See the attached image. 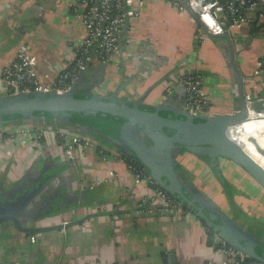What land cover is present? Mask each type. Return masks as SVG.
<instances>
[{"label":"crops","instance_id":"0c3cea01","mask_svg":"<svg viewBox=\"0 0 264 264\" xmlns=\"http://www.w3.org/2000/svg\"><path fill=\"white\" fill-rule=\"evenodd\" d=\"M129 27L131 33H123V62L105 65L93 59L79 80L81 93L104 91L147 106L166 102L187 109L181 79L200 75L214 116L235 113L247 94L264 96V70L255 73L264 58V23H244L228 31L242 84L231 63L229 40L200 29L186 9L146 0ZM84 35L83 19L68 0H0V95L4 69L23 43L32 46L41 77L53 81L74 58ZM171 80L175 84L168 91ZM24 125H7L17 132L0 144V208L25 199V210L33 215H19L20 225L0 218V264H173L171 255L176 264L223 260L217 240L195 214L153 216L139 209V196L153 191L136 181L131 164L110 144L104 145V139L95 137L98 147L77 151L72 160L59 142L37 150L33 138L19 132ZM177 159L196 191L264 243V188L256 180L241 166L230 167L241 186L231 193V202L205 159L189 152ZM195 169L211 178H195ZM249 187L251 203L245 201L249 195L244 189Z\"/></svg>","mask_w":264,"mask_h":264},{"label":"water","instance_id":"95a60500","mask_svg":"<svg viewBox=\"0 0 264 264\" xmlns=\"http://www.w3.org/2000/svg\"><path fill=\"white\" fill-rule=\"evenodd\" d=\"M183 3L202 25L188 7L187 0ZM205 31L213 37L229 40L231 63L242 84L230 33ZM259 105L256 103V106ZM152 107L150 109L141 100L122 99L116 93L89 90L81 93L78 81L72 90L64 93L33 91L0 95V127L16 123L45 125L44 119L51 118L82 128L75 131L101 137L128 163L148 170L162 187L179 197L180 203L221 239L264 264V243L196 191L177 159L182 151L205 159L224 186L228 180L220 160L228 159L241 166L264 188V167L244 150L241 142L229 136L231 129L247 123L245 98H242V105L235 113L219 116L194 115L185 108L173 107L166 102ZM26 201L23 199L0 208V218H11L20 225L19 215H33L32 211L25 210ZM171 257L172 263L176 264L175 256Z\"/></svg>","mask_w":264,"mask_h":264},{"label":"built area","instance_id":"2783aa9c","mask_svg":"<svg viewBox=\"0 0 264 264\" xmlns=\"http://www.w3.org/2000/svg\"><path fill=\"white\" fill-rule=\"evenodd\" d=\"M146 0H68L69 7L83 19L85 35L76 46L74 58L53 81L41 77L38 71V58L29 43H23L16 53L15 60L3 72V93L47 92L64 93L70 91L78 83L82 73L93 59L105 65L123 62V33H131V22L138 18ZM163 1V0H161ZM186 9L179 0H164ZM188 7L198 16L202 25L200 29L221 34L230 31L244 23L259 26L264 23V0H187ZM252 13L256 14V18ZM128 29H130L128 31ZM128 31V32H127ZM129 49V48H128ZM255 73L264 70V58ZM181 82L187 89V110L194 115H211V101L201 88L200 75H186ZM168 91L175 84L169 83ZM247 105V121L264 120V96H245ZM259 103V106H256ZM15 130L7 126L0 127V144L8 141ZM20 133H26L33 138L37 150L44 144L59 142L68 159H74L77 151L95 150L98 142L95 138L77 131L69 132L57 125H35L26 123ZM102 149V148H101ZM103 150V149H102ZM106 155L105 150L102 151ZM106 158V157H105ZM136 181L151 187V195L139 196L138 207L153 214L165 217H177L188 213L181 203L173 198L149 173L137 165H130ZM85 229V225H81ZM214 239L224 252V258L219 264H263L255 259L248 260L247 254L221 239L216 233ZM251 258V257H250Z\"/></svg>","mask_w":264,"mask_h":264},{"label":"bare ground","instance_id":"6f19581e","mask_svg":"<svg viewBox=\"0 0 264 264\" xmlns=\"http://www.w3.org/2000/svg\"><path fill=\"white\" fill-rule=\"evenodd\" d=\"M243 133L248 134L244 142L240 140ZM229 136L241 142L244 150L264 167V120L247 121L246 124L231 129Z\"/></svg>","mask_w":264,"mask_h":264},{"label":"rangeland","instance_id":"374dc122","mask_svg":"<svg viewBox=\"0 0 264 264\" xmlns=\"http://www.w3.org/2000/svg\"><path fill=\"white\" fill-rule=\"evenodd\" d=\"M102 90V89H101ZM103 93H104V91H102ZM64 125V127H66L67 129H70V130H73L69 125H67V124H63ZM93 138H95L94 136H93ZM248 138V134L247 133H243V138H240V140L242 141V142H244V140H246ZM98 139V138H97ZM102 143H104V145H106L107 147H110V145L108 144V143H105V142H103V140L101 141ZM262 152H264V151H262ZM182 161H185V160H182ZM187 162H185V164H186ZM188 165V164H187ZM221 165H222V170H224V172L225 173H227V177H228V181L230 182V184L234 187L233 189H235L234 190V195L237 193V189H239V187H241L240 186V184H239V179H237L238 178V176L237 177H234V171H233V173L231 172V169H230V167L233 169V170H237V166L238 165H236V164H234L233 162H231V161H223V162H221ZM194 170V169H193ZM212 170V169H211ZM196 169H195V171H193V174L195 175V178H197V175L199 174H197L196 173ZM210 173H212V175H213V173H214V171L213 172H210ZM215 174V173H214ZM228 174H231L230 176H228ZM190 175H191V177H192V174L190 173ZM200 178L201 179H204V180H207V179H210L211 178V175H205V174H203V172H201L200 174ZM216 176V175H215ZM206 182V181H205ZM212 182H208L207 183V185L209 186L210 184H211ZM258 187H260V188H262L260 185H258ZM250 189H253L252 187H249V188H247V190H245L244 189V191H246L247 192V194L249 195V198H245V201H247L248 203H251L252 201H253V196L252 195H254V194H250V191H252V190H250ZM225 190H226V188H225ZM243 191V192H244ZM264 191V190H263ZM224 192V191H223ZM226 193L227 192H224V195H225V197H226ZM245 193V192H244ZM250 200H252V201H250ZM227 202H228V200H226ZM237 216H239V218H241L242 216L239 214V213H237Z\"/></svg>","mask_w":264,"mask_h":264},{"label":"trees","instance_id":"16d2710c","mask_svg":"<svg viewBox=\"0 0 264 264\" xmlns=\"http://www.w3.org/2000/svg\"><path fill=\"white\" fill-rule=\"evenodd\" d=\"M150 109H153V107L152 106H148ZM44 123H45V125H52V126H58V127H64V125L63 124H67V125H69L73 130L72 131H75V129L76 128H78V129H82V128H80V127H77L74 123H69V122H64V121H55V120H51V118H46V119H44V121H43ZM78 132V131H77ZM97 138V137H96ZM98 138L99 139H101V137H99L98 136ZM145 172H147V173H149L148 172V170H144ZM225 188H226V191H227V193H228V195H229V198L231 199V202L233 201V196H232V192H233V189H232V185L230 184V182L228 181V183H227V185H225L224 186ZM164 188V187H163ZM165 189V188H164ZM166 190V189H165ZM172 195V194H171ZM173 196V195H172ZM173 198L174 199H176V201H178L179 203H180V200H179V197H176V196H173ZM183 205V204H182ZM183 207L185 208V209H187V210H190V209H188L185 205H183ZM200 221H201V223H203L204 224V222L201 220V219H199ZM205 225V224H204ZM205 227H207V229H208V231H209V234L211 235V237H212V239H214V235H215V231L212 229V228H210V227H208L207 225H205ZM264 252V251H263ZM252 258H250V257H248V260H251Z\"/></svg>","mask_w":264,"mask_h":264},{"label":"flooded vegetation","instance_id":"af4514ba","mask_svg":"<svg viewBox=\"0 0 264 264\" xmlns=\"http://www.w3.org/2000/svg\"><path fill=\"white\" fill-rule=\"evenodd\" d=\"M101 139H102V138H101ZM150 143H152V141H150ZM182 153H185V151H182V152L179 154V156H180ZM233 188H234V187L232 186V189H233ZM234 190H235V189H233V193H235Z\"/></svg>","mask_w":264,"mask_h":264}]
</instances>
